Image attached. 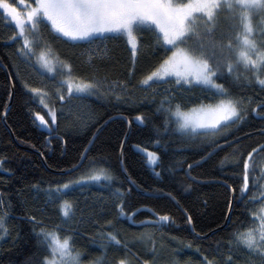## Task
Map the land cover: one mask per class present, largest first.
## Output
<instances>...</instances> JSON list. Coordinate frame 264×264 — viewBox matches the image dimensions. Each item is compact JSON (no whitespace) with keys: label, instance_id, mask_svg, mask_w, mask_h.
I'll return each instance as SVG.
<instances>
[{"label":"trees","instance_id":"16d2710c","mask_svg":"<svg viewBox=\"0 0 264 264\" xmlns=\"http://www.w3.org/2000/svg\"><path fill=\"white\" fill-rule=\"evenodd\" d=\"M36 9L35 0H0V62L13 86L11 96L0 68V264H45V238L53 231L68 241L71 258L63 264H264V241L252 250L238 239L254 226L252 213L264 199V84L258 82L264 65L256 72L235 59L242 17L235 1L220 5L212 21L187 16L190 31L177 44L206 64L220 89L149 79L173 48L151 26L134 29V56L121 35L99 38L93 51L88 41L57 36ZM32 10L17 36L22 15ZM32 26L34 41L27 38ZM252 32L253 50L264 52L262 8L252 16ZM43 50L57 65L65 60L73 78L124 87L69 95L56 75L39 68L36 54ZM33 89L47 93L55 109L49 129L34 121L42 107ZM222 101L238 116L215 131L182 133L170 116ZM125 136L129 180L119 164ZM142 150L156 155L153 166Z\"/></svg>","mask_w":264,"mask_h":264},{"label":"rangeland","instance_id":"374dc122","mask_svg":"<svg viewBox=\"0 0 264 264\" xmlns=\"http://www.w3.org/2000/svg\"><path fill=\"white\" fill-rule=\"evenodd\" d=\"M231 1L233 0H184L186 7L182 8L183 0H35L37 8L40 9L39 11L36 9L35 12L40 14L57 36L72 43L88 41L92 44L93 51L102 43L99 38L106 35H121L133 56L138 47L134 29L137 26H151L173 48L170 55L149 76V79L158 81L174 79L220 89L206 64L177 44L190 31L187 16H191V22L196 21V17L212 21L220 5L228 6ZM234 1L242 10L235 59L243 63H252L257 72L264 65V52L253 50L252 16L256 15L261 8L264 9V0ZM35 12L34 10L25 11L18 25L17 36L24 35L22 32L25 21L32 20L31 15ZM31 30L32 33L27 38L30 37L34 41L35 27L32 26ZM36 57L41 71L49 77L56 75L58 80L66 86L69 95L92 96L93 87L104 93L122 90L124 87L123 84L114 81L96 79L87 81L73 78L69 72L68 63L61 60L58 61L61 62L59 65L55 64L47 50L37 52ZM258 82L264 84V77L258 79ZM30 93L42 107V112L33 115L35 123L42 129H49L50 124L54 122L55 109L48 101V94L39 89L30 90ZM58 96L61 100V96ZM170 116L176 122L177 131L194 133L215 131L221 125L236 119L238 113L229 101H222L212 106L203 105L188 110L174 109L170 112ZM142 152L147 157L148 165L153 166L156 163V155L147 150ZM247 170L248 163L245 165L244 191L248 185ZM93 177H103V175ZM261 185L260 195L264 196V182ZM251 217L254 226L240 233L238 239L249 249L256 250L264 241V199ZM45 239L48 241L50 252L45 264L68 263L71 257L67 239H63L54 231Z\"/></svg>","mask_w":264,"mask_h":264},{"label":"water","instance_id":"95a60500","mask_svg":"<svg viewBox=\"0 0 264 264\" xmlns=\"http://www.w3.org/2000/svg\"><path fill=\"white\" fill-rule=\"evenodd\" d=\"M0 68L4 71V73H5L6 76H7V79H8L9 85H10V89H11V96H12V89H13V86H12L11 79H10V77H9L8 71H7V69L3 66V64H2L1 62H0ZM10 104H11V97H10L9 104H8L6 110H5V113L2 115V118H1L2 123H3L4 125L6 124V123H5V115H6V113L8 112V110H9V108H10ZM118 117H120V116L115 115V116L109 118L108 120H106L103 124H101V125L99 126V128H98V129L95 131V133L93 134V136H92V138H91V141H90V143H89L87 149L85 150V152L88 150V148H89L90 145L92 144V142H93L94 138L96 137V135L98 134V132H99V131H100V130H101V129H102V128H103V127L109 122V121H111V120H113V119H115V118H118ZM125 122H126V124H127V131H128V130H129V122H128L127 120H125ZM7 130H8V132H9V134H10L12 140L14 141V137H13L12 133L10 132V130H9L8 128H7ZM246 136H248V135H246ZM244 137H245V136H242V138H244ZM125 139H126V136H125L124 141H123V143H122V145H121V148H120V152H119V164H120L121 171H122L124 177H125L127 180H129L128 177H127V175H126V173H125V171H124L123 164H122V156H121V155H122V149H123V146H124V143H125ZM230 143H232V141H231V142H228L227 144H224V145H222V146H220V147H223V146L229 145ZM17 146L20 147V148H23V149L26 150V151L36 153V154H38V156L41 158V155H40L37 151L32 150V149H29V148H26V147H23V146H21V145H19V144H17ZM220 147H219V148H220ZM219 148H216L215 150H213L209 155H211L214 151H216V150L219 149ZM77 167H78V166H75L74 168H72L71 170H69V171H67V172H71V171L75 170ZM231 202H232V200H231ZM228 215H229V212H228L227 216H228ZM187 220H188V223H189V226H190L189 219H187ZM190 228H191V226H190ZM199 237H201V236H199ZM203 237H205V236H203Z\"/></svg>","mask_w":264,"mask_h":264},{"label":"bare ground","instance_id":"6f19581e","mask_svg":"<svg viewBox=\"0 0 264 264\" xmlns=\"http://www.w3.org/2000/svg\"><path fill=\"white\" fill-rule=\"evenodd\" d=\"M208 105H209V104H208ZM212 105H215V104H211V105H209V106H212ZM240 139H242V136H240V137H235V138L231 139V141H232V142H236V141H238V140H240Z\"/></svg>","mask_w":264,"mask_h":264}]
</instances>
